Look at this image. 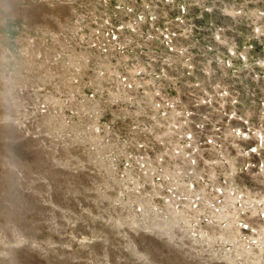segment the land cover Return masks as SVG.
<instances>
[{"label":"rangeland","instance_id":"374dc122","mask_svg":"<svg viewBox=\"0 0 264 264\" xmlns=\"http://www.w3.org/2000/svg\"><path fill=\"white\" fill-rule=\"evenodd\" d=\"M0 264H264V0H0Z\"/></svg>","mask_w":264,"mask_h":264},{"label":"bare ground","instance_id":"6f19581e","mask_svg":"<svg viewBox=\"0 0 264 264\" xmlns=\"http://www.w3.org/2000/svg\"><path fill=\"white\" fill-rule=\"evenodd\" d=\"M228 224H231L230 222H228ZM237 228V227H236ZM237 230H240L239 228H237ZM154 231V230H153ZM263 233H261V235H262Z\"/></svg>","mask_w":264,"mask_h":264}]
</instances>
